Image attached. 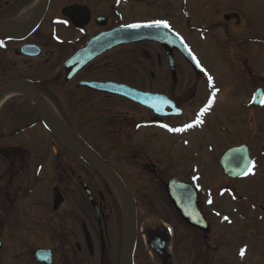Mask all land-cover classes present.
Here are the masks:
<instances>
[{"label":"flooded vegetation","instance_id":"flooded-vegetation-1","mask_svg":"<svg viewBox=\"0 0 264 264\" xmlns=\"http://www.w3.org/2000/svg\"><path fill=\"white\" fill-rule=\"evenodd\" d=\"M137 1L132 0V4ZM141 1L162 10V15L153 20L167 21L174 32L189 37H198L197 28L204 26L199 20L203 7L214 10L215 29L225 30L228 38L230 25L234 28L243 22V6L228 4L227 0ZM40 3L0 0V90L27 83L73 132L105 136V142L86 141L112 167L101 146L111 152L127 149L128 161L139 170L124 178L137 204L138 247L148 231L166 233L165 223L149 225L142 212L147 209L151 216L166 207L162 202L156 204L145 188L155 186L167 198L165 184L178 178H169L164 171L170 163L178 167L179 178L185 180L196 172L203 178L200 168L215 170L222 155L235 147H242V151L232 161L241 163L250 157L255 165L264 164V105H251L255 90L264 92V52L259 38L249 37L256 40L252 43L246 33L233 31L239 40L227 43L241 71V84L251 87L252 92L224 121L216 118L214 104L200 130H196L194 125L208 98L203 89L205 81L194 72L196 78L186 77L178 51L173 52L176 79L171 76L166 49L140 42L96 54L67 81V63L75 54L104 31L118 26V0H49L44 17L32 25ZM132 4L128 8L133 9ZM102 17L107 19L106 26ZM73 21L83 27H76ZM185 22L187 30L180 32L177 28ZM138 78L147 85L141 86L143 82ZM119 83L161 95L169 104L162 115H157L152 109L100 88ZM44 111L48 113L45 106ZM189 124L193 126L187 127ZM40 126L45 129L39 108L26 94L4 99L0 106V264H120L125 211L112 185L90 162L71 153ZM195 142L198 145L194 147ZM31 166L41 176L48 167L51 178H32ZM217 172L209 178H231ZM236 178H264V174ZM55 188L61 200L56 205ZM145 198L146 202L152 200L151 208L143 203ZM40 250L48 253L41 261L37 258ZM181 252H175V260ZM164 258L154 256L158 264Z\"/></svg>","mask_w":264,"mask_h":264},{"label":"rangeland","instance_id":"rangeland-1","mask_svg":"<svg viewBox=\"0 0 264 264\" xmlns=\"http://www.w3.org/2000/svg\"><path fill=\"white\" fill-rule=\"evenodd\" d=\"M232 2L238 3V6L240 7L243 6L241 15L243 22L236 25L234 28V24L230 25V38H228L225 30L218 31L215 29L217 18L214 10L205 7L201 9L203 17L199 18V20H203L201 24H204V26L198 28L197 33L199 36L193 37L190 35L192 38L189 36L186 38V41L192 48L195 56L199 59L204 68L212 75L211 83L209 82V84L213 86L215 85L219 90V97L217 98L214 113H216V118L220 121H224L229 113H232L238 106H240L238 103L249 96L252 92L250 89L251 87L243 86L241 84V71L235 64L232 47L227 43L228 41L238 40V37H234L233 31L241 30L242 33H246L247 39L249 37H257L264 46V0H227L228 4H231ZM132 8L133 9L128 7L125 8L126 13L127 10L129 11L130 17L128 19H149L162 15V10L160 8L151 7L149 4L142 2L141 0L132 4ZM232 10L233 9H231V11ZM194 20H197V18L195 17ZM190 21L188 20L189 23ZM186 24L187 22H185V26H178L179 28H176L180 32H184V29L187 30ZM251 41L255 42L256 40L252 38ZM140 62L145 63V61L142 60ZM182 63H184V69H187L186 62L183 59ZM262 63H264V58H262ZM192 77L193 76L190 75L189 78L192 79ZM138 79L143 82L141 86L144 87L147 85L143 78ZM150 86H153V84L151 83ZM40 128L44 131L41 126ZM79 135L84 139L91 141V143L95 141L98 143L105 142V136L103 135L89 133H81ZM29 141L32 142V135L29 136ZM197 145L198 142H195L193 146L195 147ZM101 150L104 156L109 159L111 164L124 178L128 179L130 174H138L137 172L139 170L136 171L135 166L128 161L126 148H120L119 150L116 149L111 152L105 150L104 145H102ZM2 167L3 166L0 165V175ZM31 168H33V171H30L32 178H51V172L48 167L44 169L42 176V173L38 174L35 166H31L30 170ZM201 170L206 177L201 178L202 180L200 181L204 189L206 188V184L208 187H216L218 184V189L221 187L222 182L220 178H217L218 181L214 180V178H209L210 173L217 176L218 172L216 170L211 168L207 169L206 167L201 168ZM164 171L170 175L169 178H174L175 176L179 178L178 167H175L171 163L167 165V168H165ZM261 173L264 174V169ZM145 189L152 193V196L156 200V204L158 202H167L155 186L151 189L148 187ZM218 189L215 191H218ZM242 189L246 192V203L253 205L256 203L255 201L247 199L248 196L253 195L256 196L259 205L264 206V178H250L242 183ZM201 196V207H203L204 211L208 214L209 221H212L213 223V228L208 239L203 234L190 229L184 224V222L178 220L179 218L176 217V214H174V212L168 207L166 209L162 208L161 211L157 210L155 213H152L151 216L147 215V209L142 212V218H145V220L147 219L145 222L149 225H161L170 222L171 226L173 225L176 228L175 237L171 240V242H175V244L173 245V249H170L173 253L174 260L175 252H179L181 247H183V249L186 248L187 252L179 253L180 256L178 260H175L174 264H264V219L260 220L257 218L258 224L254 225L253 221L256 216L252 215V217H254L252 218L249 215V209L242 213L229 211L227 209L229 208L228 206L227 208H224L226 205L223 198H218L215 201L213 196H210L209 193H207V195L202 194ZM209 198L213 201L211 202V205L208 203ZM146 200L147 198L143 200V203H146V206L151 208L153 206L152 200L149 199L147 202ZM204 205L206 206L204 207ZM216 210L221 214L224 213L230 215L231 219L229 224H226L222 215H220L218 219L212 216L211 212ZM139 243V249L134 261L135 264L158 263L151 256L153 254L149 252V249L143 240L140 239ZM241 250H244L243 255H241ZM153 261H156V263H153Z\"/></svg>","mask_w":264,"mask_h":264},{"label":"water","instance_id":"water-1","mask_svg":"<svg viewBox=\"0 0 264 264\" xmlns=\"http://www.w3.org/2000/svg\"><path fill=\"white\" fill-rule=\"evenodd\" d=\"M140 40H153L156 42H159L161 44H165L167 46L173 45L174 47L182 48L184 56L192 63L194 69L195 64L193 62V59L190 57V55L186 52L184 47L180 45V43L174 38L170 37L169 35H166L164 32L160 31L158 27H139V28H130V27H120L113 29L109 32L103 33L93 39V41L88 45L91 49H96L97 47H100V50H104L105 48H112L117 45L126 44L129 42L134 41H140ZM172 47V46H171ZM88 50H84L83 53H86ZM79 57L75 58L72 64L69 66H75L77 64ZM120 93L125 94L127 96H131L134 93L130 90L122 89ZM31 96L34 99V95L31 94ZM141 103H144L148 105L150 103V100H144V99H137ZM37 101V100H36ZM44 124L46 127L51 130L52 132L56 133L55 127L52 125L50 120L47 117H43ZM74 152L83 155L85 154L90 160L96 162L102 172L108 177L111 178L120 188V190L123 192L126 202L129 207V221H130V228L128 237L126 240V247L124 251V258H123V264L125 263L127 259V255L130 253V251L133 248L134 244V229H135V208L133 205L132 200L130 199L129 195L126 193L124 187L122 186V183L119 179V177L108 167L106 166L101 160L97 159L95 156H93L90 153H85L81 150H74ZM222 167L224 168V171L227 174H231V171L229 169V166H226L223 162L224 159L221 161ZM245 171V170H243ZM172 199L175 202L178 211L181 213V216L184 221H186L190 226L200 229L203 232H209V225L204 220L201 213L198 211L197 208V196L195 192L188 186V185H172ZM152 245L155 250L157 251H163L161 248H156L155 242L152 241Z\"/></svg>","mask_w":264,"mask_h":264},{"label":"snow or ice","instance_id":"snow-or-ice-1","mask_svg":"<svg viewBox=\"0 0 264 264\" xmlns=\"http://www.w3.org/2000/svg\"><path fill=\"white\" fill-rule=\"evenodd\" d=\"M163 27V28H169V24L167 23V21H161V20H156V21H153L152 23L150 24H146V25H140V24H131V25H127V27H130V28H139V27ZM209 82L211 83V77H209ZM212 100H209L208 102V106L210 107L211 104H212ZM261 103H264V100L261 101ZM207 111V108L203 109L201 111V113L199 115H203L204 112ZM197 123H200L201 121L199 120V117L197 118ZM193 125L189 124L187 125V127H192ZM166 127V126H165ZM170 131H181L182 129H169ZM254 166V165H253ZM249 172H251V168H249L244 174H248ZM211 203V201H209ZM225 220H228V217H224ZM244 254V250H241V255Z\"/></svg>","mask_w":264,"mask_h":264},{"label":"bare ground","instance_id":"bare-ground-1","mask_svg":"<svg viewBox=\"0 0 264 264\" xmlns=\"http://www.w3.org/2000/svg\"><path fill=\"white\" fill-rule=\"evenodd\" d=\"M11 93V92H10ZM12 93H14V92H12Z\"/></svg>","mask_w":264,"mask_h":264}]
</instances>
